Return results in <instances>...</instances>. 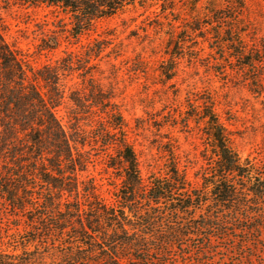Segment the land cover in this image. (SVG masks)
<instances>
[{
    "label": "trees",
    "instance_id": "1",
    "mask_svg": "<svg viewBox=\"0 0 264 264\" xmlns=\"http://www.w3.org/2000/svg\"><path fill=\"white\" fill-rule=\"evenodd\" d=\"M13 1L62 16L65 32L76 43L99 23L130 9L158 6L161 15L175 10L172 0ZM228 4L185 24L181 34L171 25L167 54L172 69L164 66L162 76L171 80L190 48L187 44H193L190 38H201L218 56L215 61L224 66L222 71L243 73L258 90L264 45L250 47L246 31L238 26L243 2ZM57 46L56 39L48 48ZM88 49L89 60L100 56L104 47ZM201 51H194L196 58ZM66 68L30 66L0 32V204L17 222L12 235L0 226V264H256V259L264 264V251L257 246L264 240V161L258 164L239 155L211 98L190 105L183 117L185 128L191 122L202 124L208 141L210 154L200 185H192L173 152L165 174L153 173L145 180L123 116L88 75L90 68L83 75L89 76V94L73 93L70 101L76 108L70 127L62 125L56 109L65 100L63 73L74 71L73 62ZM94 107L104 116L97 129L84 116ZM92 143L102 148L107 167L121 180L112 203L101 197L93 180L80 176L92 163L93 149H85ZM244 222L249 226H241ZM229 227L242 235L232 247L236 256L241 254L237 262L215 257L227 250L215 243L233 239ZM250 237L256 245L248 256ZM193 239L203 241L197 248L204 251L191 261L183 242Z\"/></svg>",
    "mask_w": 264,
    "mask_h": 264
},
{
    "label": "rangeland",
    "instance_id": "2",
    "mask_svg": "<svg viewBox=\"0 0 264 264\" xmlns=\"http://www.w3.org/2000/svg\"><path fill=\"white\" fill-rule=\"evenodd\" d=\"M172 1L175 10H168L163 15L159 13L158 6L130 9L99 23L94 32L76 43L65 32V24L60 21L62 16L46 8L0 0V32L36 69H67L66 66L73 62L74 71L63 73L65 100L56 109V115L66 129L70 127L71 112L76 108L70 97L74 96L73 93L82 97L89 94V76L83 75L90 68L88 75H92L95 84L112 97L123 116L128 141L136 152L143 178L147 180L153 173L165 174L166 164L173 152L180 161V168L186 171L189 181L197 187L210 153L203 125L191 122L189 128L184 127L183 117L190 111V105L197 106L199 99L211 98L221 122L231 133L233 147L243 159L260 164L264 161V76L257 84L258 90H254L256 87L243 73L232 72L231 68L222 71L224 66H218L215 61L218 56L201 38H190L193 44H187L190 48L184 51L175 68L177 73L171 80L162 76L164 66L172 69L167 54L171 25L176 34H181L185 24L203 20L207 10L214 7L222 9L229 6V2L237 3L238 0ZM241 1L244 10L238 26L246 31L250 47L261 49L264 45V0ZM54 39H57L58 46L50 50L48 46ZM92 46L104 47V50L100 56L88 60L87 50ZM198 48L202 51L196 58L194 51ZM260 71L264 74V67ZM84 116L94 122L93 129L99 127L97 121L104 117L96 107ZM173 118L177 119L176 124L172 123ZM91 145L85 149H93L92 163L80 176L93 180L101 197L112 203L113 193L119 188L121 180L116 171L107 167L108 159L102 148L99 145L93 147V143ZM1 206L0 213H3ZM0 216V226L7 234H14L17 222L6 213ZM241 226L249 225L244 222ZM228 229L232 230L233 239L229 242L217 241L216 248L227 250L221 249L215 257H228L237 262L241 254L236 256L232 247L234 240L242 235L234 233L233 227ZM23 231L24 224H21L19 232ZM253 239L250 237L251 246L245 250L248 256L253 254L252 248L256 245ZM183 243L185 252L192 254L191 261L204 251L197 248L202 240H186ZM257 246L263 252L264 240ZM5 248L8 249L7 246ZM254 263H258L257 259Z\"/></svg>",
    "mask_w": 264,
    "mask_h": 264
}]
</instances>
